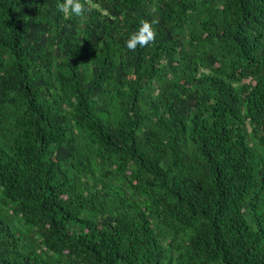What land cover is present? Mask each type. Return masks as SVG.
Segmentation results:
<instances>
[{"label":"trees","instance_id":"obj_1","mask_svg":"<svg viewBox=\"0 0 264 264\" xmlns=\"http://www.w3.org/2000/svg\"><path fill=\"white\" fill-rule=\"evenodd\" d=\"M63 2L0 0V264H264V0Z\"/></svg>","mask_w":264,"mask_h":264},{"label":"clouds","instance_id":"obj_2","mask_svg":"<svg viewBox=\"0 0 264 264\" xmlns=\"http://www.w3.org/2000/svg\"><path fill=\"white\" fill-rule=\"evenodd\" d=\"M59 8L66 16H84L86 11H91V8H86L83 0H65V2L59 5ZM158 9L153 6L150 9L151 13H157ZM157 21L153 20L151 22L147 20H142L138 31L132 33L128 40L126 41V46L130 50H135L137 46L140 47L147 46L149 43L154 42L156 39V31L153 24Z\"/></svg>","mask_w":264,"mask_h":264}]
</instances>
